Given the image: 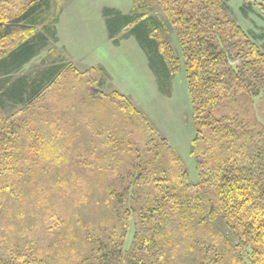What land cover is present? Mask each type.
Instances as JSON below:
<instances>
[{"label": "rangeland", "instance_id": "1", "mask_svg": "<svg viewBox=\"0 0 264 264\" xmlns=\"http://www.w3.org/2000/svg\"><path fill=\"white\" fill-rule=\"evenodd\" d=\"M241 5L242 0H228V16L264 49V12L254 9L244 15ZM133 6V0L61 3L56 39L40 48L18 73L0 77V84L9 78L4 84L10 86L18 78L33 81L48 67L65 66L62 76L30 104H15L0 96V126L3 120L30 108L22 116L29 122L27 129L36 123L59 153L58 158L49 157L44 146L29 151L30 141L19 138L16 154L21 159L14 165L19 173L12 176L8 191L0 198V264H31L34 257L40 258V264H119L121 259L115 255L106 263L98 260L93 255L94 239L87 243L89 234L95 231L94 235L104 239L111 236L112 241L123 244L126 253L136 250L144 234L139 219L141 215L149 218L145 210L141 212L146 209L145 197L161 171L171 168L175 173L167 165L173 155L180 158L177 163L187 170L190 183L197 184V160L191 154L195 128L183 62H179L170 88L163 90L129 29L114 39L109 37L103 11L116 9L128 15ZM152 15L164 20L160 9ZM162 23L164 37L155 36L167 42L163 46L166 52L171 49L179 57L175 30L165 20ZM114 92L125 96L139 114L122 112L111 99ZM247 106L245 121L264 129V98L249 101ZM216 113L220 117L231 112L224 108ZM49 148L54 151L53 146ZM113 154L121 155L122 160H114ZM77 156L82 157L81 164L74 160ZM140 174L142 187L137 190ZM59 187L76 202L60 197ZM54 206L63 210L64 219L49 216ZM157 219L156 224L163 222L167 240L160 249L155 246L156 264H209V260L220 259L231 264L230 247L225 239L218 241L210 235L213 229L199 235L195 244L174 219ZM222 234L227 238L226 230ZM214 241L217 246L212 251ZM205 251L208 257L201 261L200 253Z\"/></svg>", "mask_w": 264, "mask_h": 264}, {"label": "trees", "instance_id": "2", "mask_svg": "<svg viewBox=\"0 0 264 264\" xmlns=\"http://www.w3.org/2000/svg\"><path fill=\"white\" fill-rule=\"evenodd\" d=\"M67 1L0 0V77L18 73L40 48L56 39L61 3ZM133 3L128 15L116 9L103 11L109 37L114 39L129 29L128 34L136 38L146 53L150 69L163 90L170 88L179 62H183L192 103L195 132L191 154L197 160L198 182L190 183L187 170L183 171L177 163L180 158L173 155L167 165L174 167L175 173L171 168L161 171L154 178L152 192L145 197L146 209L141 212L145 210L149 218L141 215L139 219L144 234L136 236L139 237L137 249L126 253L122 243L112 241L111 236L105 239L96 236L92 231L87 243L94 239L93 255L99 256L103 263L115 255L121 259L119 264H148L146 258L150 264H156L155 246L160 249L167 240L163 222L156 224L157 218H170L195 244L199 235L213 229L210 235L218 241L225 239L223 242L230 247L231 264H264V129L243 118L249 114V101L264 98V49L228 16V0H133ZM156 9L162 11L164 20L175 30L179 57H174L171 49L170 53L166 52L163 46L167 42L155 36L158 33L164 37V20L152 15ZM254 9L264 12V0H242L239 10L247 15ZM64 70L65 66H51L33 81L18 78L5 86L8 78L0 84L3 90L0 96L15 104H30ZM111 96L126 115L139 114L122 94L114 92ZM224 108L231 113L219 117L217 110ZM29 110L26 108L25 113ZM25 113L23 110L14 114L0 126V198L8 191L12 176L19 173L14 165L21 159L16 154L20 137L30 141L29 151L44 146L49 157H59L54 143L45 138L47 135L36 123L27 129L29 122L22 118ZM4 143L6 147H2ZM51 146L54 151H50ZM112 158L122 160L121 155ZM74 160L82 163L81 156ZM141 180L140 174L135 182L137 190L142 187ZM62 185L66 188V184ZM58 192L60 197L73 198L71 202H76L75 197L68 196L60 187ZM62 211L54 206L49 216L54 214L58 221L62 220ZM222 230L227 231V238L222 236ZM215 246L214 241L212 251ZM207 255V251L201 252L200 260L205 261ZM37 259L40 258L34 257L32 261L40 264ZM219 263L229 264L222 259L209 260V264Z\"/></svg>", "mask_w": 264, "mask_h": 264}, {"label": "crops", "instance_id": "3", "mask_svg": "<svg viewBox=\"0 0 264 264\" xmlns=\"http://www.w3.org/2000/svg\"><path fill=\"white\" fill-rule=\"evenodd\" d=\"M60 20H61V19H60ZM60 20H59V23H58V25H57V34H58V32H59V28H58V27H59V24H60V22H61ZM26 97H27V96H26Z\"/></svg>", "mask_w": 264, "mask_h": 264}]
</instances>
